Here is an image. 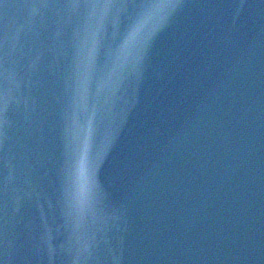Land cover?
Wrapping results in <instances>:
<instances>
[{"label": "water", "instance_id": "95a60500", "mask_svg": "<svg viewBox=\"0 0 264 264\" xmlns=\"http://www.w3.org/2000/svg\"><path fill=\"white\" fill-rule=\"evenodd\" d=\"M262 48L264 0H0V264H264Z\"/></svg>", "mask_w": 264, "mask_h": 264}, {"label": "snow or ice", "instance_id": "6c2138e0", "mask_svg": "<svg viewBox=\"0 0 264 264\" xmlns=\"http://www.w3.org/2000/svg\"><path fill=\"white\" fill-rule=\"evenodd\" d=\"M80 9H108L116 6V0H74Z\"/></svg>", "mask_w": 264, "mask_h": 264}]
</instances>
